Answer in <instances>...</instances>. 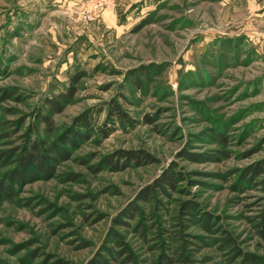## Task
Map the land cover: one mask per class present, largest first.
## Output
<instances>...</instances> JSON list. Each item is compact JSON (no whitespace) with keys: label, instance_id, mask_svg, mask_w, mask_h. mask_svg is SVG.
<instances>
[{"label":"rangeland","instance_id":"obj_1","mask_svg":"<svg viewBox=\"0 0 264 264\" xmlns=\"http://www.w3.org/2000/svg\"><path fill=\"white\" fill-rule=\"evenodd\" d=\"M69 87L47 129L37 110L50 112L44 99ZM112 100L134 127L109 115ZM82 114L89 132L75 125ZM35 127L49 142L69 128L85 136L50 179L0 201V264H89L112 246L111 229L151 264L165 245L113 220L170 167L176 189L138 203L149 234L180 236L187 264H239L219 241L227 234L264 263V174L247 171L264 169V0H0V151ZM120 150L156 162L112 171L102 160ZM5 162L0 177L13 167Z\"/></svg>","mask_w":264,"mask_h":264},{"label":"trees","instance_id":"obj_2","mask_svg":"<svg viewBox=\"0 0 264 264\" xmlns=\"http://www.w3.org/2000/svg\"><path fill=\"white\" fill-rule=\"evenodd\" d=\"M4 97H11V93L8 90H4ZM8 92V93H6ZM75 89L69 87L65 92L59 93L56 96L48 97L44 99L43 107L49 109L50 112L42 109L37 110L36 119L44 124L47 129H53V121L51 114H58L62 111L63 105L68 103L74 96ZM109 106V115H113L122 125L134 127L135 122L129 119L119 104L115 101H111ZM75 125L82 128H86L89 132L88 118L85 114L78 116L75 120ZM38 130L36 127L30 130V134L35 135L31 138L30 135L23 140L21 144L14 147L11 150L0 151V162H5L6 165H12V169L4 172L0 177V201L6 199L15 198L17 190L23 185V183L30 181L31 179L41 177L43 179H50L53 175L54 161L59 159H68L69 153L66 146L69 148H75L77 143L84 139L85 135H82L79 131H74L72 128L66 130L63 134L58 136L54 141H47L44 138L37 136ZM83 137V138H82ZM182 153H186L182 151ZM118 156L117 160H112L110 156L103 158V164L106 167H110L112 171H119L129 167V163H134L135 167L151 165L156 162L155 158L151 154L143 150H120L117 151L115 156ZM191 159L198 161L200 154L188 153ZM123 159V163L119 161ZM259 166H250L247 171L249 174L259 176L264 174V169ZM98 169V168H97ZM178 175L174 173L170 168H166L162 173L154 179V181L142 188L135 199L131 201L122 211L114 218V226H127L132 224V233H134L142 242L150 244L156 241L165 245L163 250L158 249V257L151 264H176V263H188V257L183 252V242L180 236L177 238H168L161 236H154L149 234L151 232L150 227H145L142 224L144 219V212L138 206L139 202L142 203H157V195H167L168 191L175 190L178 182ZM264 183V180H263ZM194 205L188 202L182 203L180 207V213L190 221L188 216L192 215L195 208ZM204 231H210L208 225L203 226ZM256 232L261 240L264 241V203L256 216ZM183 230L177 232L183 235ZM108 237L112 246H103L102 249L94 256L89 264H146L147 261L138 260V256L135 251L124 242L120 234L113 229L110 230ZM224 243V247L229 248L233 252L232 260L240 259L239 264H264L261 259L248 252H243L236 244L235 239L231 235H224L221 240ZM108 243V242H106ZM176 245V246H173ZM150 251H157L155 246H151ZM165 251H175L172 256H166Z\"/></svg>","mask_w":264,"mask_h":264}]
</instances>
